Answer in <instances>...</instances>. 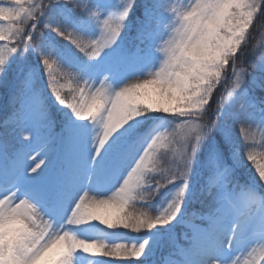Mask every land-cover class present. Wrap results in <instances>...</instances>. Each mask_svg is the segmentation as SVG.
<instances>
[{
  "label": "snow or ice",
  "instance_id": "6c2138e0",
  "mask_svg": "<svg viewBox=\"0 0 264 264\" xmlns=\"http://www.w3.org/2000/svg\"><path fill=\"white\" fill-rule=\"evenodd\" d=\"M261 18L0 0V264H264Z\"/></svg>",
  "mask_w": 264,
  "mask_h": 264
},
{
  "label": "trees",
  "instance_id": "16d2710c",
  "mask_svg": "<svg viewBox=\"0 0 264 264\" xmlns=\"http://www.w3.org/2000/svg\"><path fill=\"white\" fill-rule=\"evenodd\" d=\"M262 20H264V18H261ZM256 27H259V25H256ZM253 35L256 36V40L255 41H250L249 44H248V48H247V51L249 53V55L247 57H242L241 59H244L245 61H247L248 59H251V52H252V49H253V45L255 44L256 47H259V44L261 42H264V37H260L257 33L253 32ZM227 86H222L221 89H218L217 90V94H214V97L213 99L215 100L216 99V96L219 94L220 91H222L224 88H226ZM260 140H261V137L259 135V133H257L256 135V145L257 147L259 146V143H260ZM258 150H264V149H258ZM165 252V251H164Z\"/></svg>",
  "mask_w": 264,
  "mask_h": 264
},
{
  "label": "rangeland",
  "instance_id": "374dc122",
  "mask_svg": "<svg viewBox=\"0 0 264 264\" xmlns=\"http://www.w3.org/2000/svg\"><path fill=\"white\" fill-rule=\"evenodd\" d=\"M177 231H180V229H177ZM164 251H165V253L168 251V249L167 248H165L164 249Z\"/></svg>",
  "mask_w": 264,
  "mask_h": 264
}]
</instances>
